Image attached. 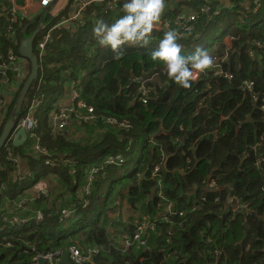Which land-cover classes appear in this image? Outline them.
Returning <instances> with one entry per match:
<instances>
[{
    "label": "trees",
    "instance_id": "1",
    "mask_svg": "<svg viewBox=\"0 0 264 264\" xmlns=\"http://www.w3.org/2000/svg\"><path fill=\"white\" fill-rule=\"evenodd\" d=\"M210 1L214 10L217 1ZM243 1L249 2L248 8ZM256 1L259 8L253 11ZM203 5L210 4L204 1L200 7ZM10 7L9 1L0 0V52L6 55L12 51L21 60L18 54L21 31L25 28L23 35L29 32V36L37 21L30 23V19L21 18L18 13L14 23L8 22L5 12ZM100 7L95 8L93 20L83 17V26H76L73 31L52 32L39 61L38 78L29 88L19 112V118L24 117L37 95L44 96L34 113L40 118L35 135L51 153L54 163L46 165L44 155H33L34 136L27 137L20 145H10L12 154L26 161L33 174L19 182L14 179V164L7 159L6 147L0 150V201L5 196L13 201L20 193L28 195L31 184L51 174L60 180L61 190L71 197L63 201V207L76 208V216L59 221L55 207L49 206L46 198L38 197L27 207L29 212L40 209L44 214L41 221L30 219L12 226L0 220V264H28L35 253L65 249L71 244L101 248L91 262L83 264L261 263L264 259V111L251 100L250 93L243 92L242 86L244 81L251 80L255 91L264 93V0H230L228 7L209 18L200 7L196 8L192 30L177 40L182 46L181 54L191 55L198 47L210 50L221 42L222 34L231 32L233 44L221 68L232 76H216L207 70L205 77L201 76L187 89L172 82L163 66L150 59L163 37L162 31L151 32L146 45L122 46L118 57L107 47L99 46L92 33L95 22L100 19L111 24L122 15L104 13ZM54 13L48 21L58 19ZM178 14L177 11L169 14V29H176ZM45 32H39L35 39L43 37ZM258 41L261 46L256 45ZM88 49H92L90 56ZM153 72L159 74L161 85L159 80L155 85L147 83L145 87L151 86L152 90L144 95L139 91L141 80ZM26 76L20 80L16 78V70L8 72L9 83L15 89L5 107L0 132ZM72 87L93 108L96 117L91 122L77 119L80 133L88 132L87 137L74 136L71 126L52 134V126L47 123V110ZM141 97L146 98V103L141 102ZM106 117L129 126L105 125L101 119ZM118 153L124 156V163L108 165L103 173H97L90 193L84 196L89 167ZM64 158L74 162L73 174L68 163L62 161ZM156 163H159L158 178H153ZM158 179L161 195L176 210L184 212V220H180L168 242L164 239L167 225L161 223L158 228L161 235L150 249L137 251L115 245L108 231L112 220H119L122 201L137 210V203L147 195V210L157 216ZM229 192L236 197L232 202H240L236 211L225 209L224 199ZM84 199L87 204L83 207ZM243 204L246 213L241 209ZM133 230L130 221L123 224L121 233ZM22 245L33 248V252L20 250ZM135 252L139 254L137 257Z\"/></svg>",
    "mask_w": 264,
    "mask_h": 264
},
{
    "label": "built area",
    "instance_id": "2",
    "mask_svg": "<svg viewBox=\"0 0 264 264\" xmlns=\"http://www.w3.org/2000/svg\"><path fill=\"white\" fill-rule=\"evenodd\" d=\"M11 3V7L8 11L5 13L7 14V20L10 23H14L18 17V9L16 8L17 0H7ZM39 10L46 9V11L50 8H52L54 5H57V0H33ZM113 0H67L68 2H72L74 4L73 10H71L67 16L59 17L55 22H52V20L46 22V32L43 37L39 39H35V50L37 51V55L39 58L44 54L46 44L51 41V35L52 32L55 29H65L68 31H73L76 26H83L84 23V14L86 11V8L91 5L92 3H100L104 4L103 12L107 13L109 11H112L114 8V5L112 3ZM256 6V7H255ZM253 11H256L259 8V2L256 1ZM200 10L206 14V16L209 18L211 17V14H217V11H212L211 5H203L200 7ZM58 16V13H54V17ZM244 17L245 14H242ZM163 14L161 15L160 21L158 24H156L153 28V31H168L169 29V23L168 20L163 18ZM22 18V15H21ZM197 18L196 12L187 15L186 17H178L176 19V29H173L176 31L178 38H182V34L189 32L192 30V22H194ZM77 22V24L75 23ZM9 32L11 31V24L8 25ZM152 31V32H153ZM256 45L261 46V42H256ZM226 54H223L222 56L213 55L212 60L215 61L216 64H213L212 67L209 69L211 72L215 69V75L231 78V74L223 71L221 69V63L226 58ZM20 61L19 58L14 54L12 51H8L6 55L0 52V80L8 81V70L15 67L17 65V62ZM219 65V68L217 67ZM199 77V76H198ZM200 78L196 79L194 82L200 80ZM159 80V74L157 72H153L150 75H146L141 80V86L139 88V91H141L144 95L150 93L152 90V87L146 88V84L152 82V84H158ZM243 92L247 91L250 93V98L253 102H256L259 105V108L264 111V93H260L258 91H255V84L253 81L248 80L243 82L242 86ZM43 95H37V97L30 103L27 112L24 117L20 118L17 122L13 132L9 135V137L6 139L4 145L2 147H6L7 150V159L10 160L14 165H18L20 158L18 156H15L11 154L8 144L12 141L13 137L15 136L16 132L19 128H23L24 131L29 134L30 136H33L34 130L37 128V119L34 116V112L37 108V106L42 102ZM73 97L77 99V105H72L71 107H61L59 109H56L53 114V119L56 120L57 129H63L68 121V119L71 117L72 114L76 115L78 119L82 122H90L91 120H94L96 117L93 114V108L88 106L83 100H81L75 91L73 93ZM146 98L141 97V102L146 103ZM81 111V112H78ZM226 117L224 116L223 119ZM102 122L109 126L114 127H128L129 125L126 122H120L118 123L113 117H106L101 119ZM35 151L40 154L44 155V164L49 165L54 163V160L52 159L50 153L47 151V149L40 144L39 139L34 143ZM261 147H257L259 150ZM162 156V155H161ZM262 159V157L260 158ZM125 161V158L122 154L118 153L116 155H108L106 156L103 163L95 166H90L87 173H86V181L83 185V194L84 196L88 195L90 193V186L91 182L93 181L95 175L99 173L100 171H103L104 168L108 165H121ZM71 165V173L73 174L75 172V165L74 162H70ZM159 170V163H156L152 170V177L155 178L157 176ZM18 179H23V177H19ZM158 184L160 185V181H158ZM159 187V186H158ZM160 192V191H159ZM161 195V193H160ZM48 196L47 192L44 189L37 188L36 194L31 200L27 198V196H24L19 199H15L11 202L12 211H10V214H2L0 217L1 221L7 222L8 225H16L18 222L25 223L29 221L30 219H34L35 221H41L44 217L43 212L40 209H35L33 212H31L30 215L24 216V218H20L18 213L29 211L27 206L30 205V203L33 201V199H36L38 197H46ZM203 200V199H202ZM162 211L161 213H158L157 216H151L149 214H144L142 218L138 219L135 223V227L133 232L130 235L124 234L122 236V244L123 249H128L132 246H136L137 249H148V234L157 232V226L158 224H166L167 225V234H171L170 229H175L179 225L180 220H184V212L181 210H176L173 207V204L170 200L166 199L165 197H162ZM87 204V199H84V202L82 206L84 207ZM197 207L193 206L190 210H193ZM76 216V208L69 206V207H62L58 212V220L59 221H67L68 219H71ZM178 217V220H175L174 218ZM133 248V247H132ZM33 249V248H32ZM100 247L98 246H80L77 244L69 245L67 248L68 251V258L69 260L74 264H83L85 262H91L93 257H95L100 252ZM43 257L45 264H60L61 263V249L55 250V251H48L44 253H35L31 257V260L28 264H37V258Z\"/></svg>",
    "mask_w": 264,
    "mask_h": 264
},
{
    "label": "clouds",
    "instance_id": "3",
    "mask_svg": "<svg viewBox=\"0 0 264 264\" xmlns=\"http://www.w3.org/2000/svg\"><path fill=\"white\" fill-rule=\"evenodd\" d=\"M164 8H165V0H121L120 11L122 15H120L111 24L105 23L103 20L98 19L95 22L94 27L92 28L93 36L96 38V41L99 46L107 47L118 57L120 54V49L124 45L143 46L149 42V36L153 31L154 26L159 23ZM212 15L213 14H211V16ZM45 24L46 23H43L44 28L41 32L46 31ZM177 40H178V35L175 30L170 29L168 31H165L163 33L162 39L158 43L157 48L151 52L150 59L163 66V68L165 69L166 76L172 82H174L175 84H177L182 88L187 89L192 87V82H194L200 74L206 72L211 68L213 63L212 61L213 51L212 49H210L208 52H206L205 50L198 47L192 52L191 55H182L181 54L182 46L177 42ZM225 61L226 58L224 59L223 62ZM254 103L257 104L256 102ZM158 181L160 180L158 179L157 183ZM160 186H161V181H160ZM160 186L159 187L157 186L159 195L161 193ZM160 196L163 197L162 195ZM142 217L143 215L137 217L133 221V227H135L136 221ZM160 226L161 225L158 224L157 231ZM170 231L171 234L169 235L167 234L168 232L167 230L165 232L166 242H168L169 237L173 235L174 229H170ZM131 233H122V234L130 235ZM155 233L150 232V234H148V244H149L148 249H150L151 247L149 243L151 235H154ZM123 235H121V243H120L122 247H123L122 244ZM160 235L161 233L158 235V237ZM86 246H90V245H86ZM132 247L137 251H143V249L140 248L137 249L136 246H132ZM67 248L65 249L67 250ZM174 252H168V255L170 254L173 255ZM138 255L139 254L135 252L134 257H137Z\"/></svg>",
    "mask_w": 264,
    "mask_h": 264
},
{
    "label": "crops",
    "instance_id": "4",
    "mask_svg": "<svg viewBox=\"0 0 264 264\" xmlns=\"http://www.w3.org/2000/svg\"><path fill=\"white\" fill-rule=\"evenodd\" d=\"M204 1L208 2L212 6V1H210V0H165V8H164V11L162 13L164 16L163 18L171 21L170 17H168L169 14L171 13V11L172 12L177 11L179 13L177 15V17H186L187 15L194 13L196 8L199 9L200 5H202ZM216 1H217V7L214 8V11H217V12H220L222 9L228 7V5L230 3V0H216ZM120 2H121V0H113L112 1L113 5H114V8L112 10L113 14H116V15L121 14ZM243 5L246 8H248L249 2L243 1ZM98 6L104 7V4L92 3L91 5H89L86 8V12L84 14V16L86 15V19H88V20L94 19V14L96 13L95 8ZM67 7H68V9L66 10V13H64L60 16L58 15L59 17H64V16H67L69 13L72 12L71 10H73V8H74V4L72 2L67 3V0H57V5H54L52 7V10L59 14L61 11H65V9ZM102 7H100V11L102 9H104ZM16 8L18 9V11H19L20 15H22V17L30 19V21L33 18L37 17L39 15V12H40L37 4L33 0H17ZM40 18L41 17H39V20L38 19L34 20V21H37V25H38V22H42V24L46 23V21H45L46 19L42 20ZM75 23L77 24V22H75ZM231 35H233V33L225 32L221 36V39H220L221 42L219 44L216 43V44L211 46L210 49H212L213 55L222 56L223 54H226V55L228 54V51L231 49L232 44H233V40H234V36H231ZM208 51H209V49L206 52H208ZM14 70H16V78L20 79V80L23 79L28 74V68H27L26 60L22 58L20 61H18ZM12 88L15 89V85H13L11 83H6L3 86L2 85L0 86V125L2 123V120L5 118V111H6L5 107H6L7 103L10 101L11 96H12V92L14 91ZM75 91L76 90L72 87L71 91H68L66 94L61 95L58 98V100L55 101L53 107L50 108L49 110H47V114H48L47 123H48V125L52 126V129H51L52 134L59 131V129H57L56 120L53 119L54 111L56 109L61 108V107H65V106L71 107L72 105H77V99H75L73 97V93ZM1 97L3 100L1 99ZM78 112H81V111H78ZM35 118L37 119V128H38V125L40 124V118L39 117H35ZM77 119H78V117L76 115L72 114L71 117L68 119V121L65 125V128L71 126L70 130L74 136H76V135L79 136L81 134H84V136L87 137L88 133H86L85 131L80 133L79 128L76 125V123H78ZM72 123L74 125H72ZM99 132H101V130H99ZM95 137H96V135H94V138ZM23 142L24 141H22L20 144H22ZM39 142H40V140H39ZM31 149H32V147H31ZM32 153H33V155L34 154L40 155L35 151L34 148L32 149ZM50 155H51V153H50ZM62 161L65 163H68V165L71 167V165H70L71 160L64 158ZM258 163H260V162L258 161ZM70 172H71V168H70ZM13 175H14V179L16 178L19 182H21V181H24L26 179H30L33 174H32V170L30 169L29 164L26 161L22 162L20 159L18 165L17 166L14 165ZM18 175H19V177H23V179H18ZM60 187H61L60 180L57 179L56 177L52 176L51 174H49L46 178L40 179L37 182V184H34L33 186L31 184L28 195H24V194L20 193L16 196L15 199H19V198H22L24 196H27V198L29 200H31V198H33L36 194V189L41 188V189H44L48 194V196L43 197V198H46L48 200V205L55 207V211H56V213H58L59 210L63 207L62 201L69 200L71 198L69 193L64 192V190H60L59 189ZM161 188H162V186H161ZM55 191L61 193V196H63L64 198L63 197H56L57 195L55 196V194H54ZM11 202L12 201H10L8 199V197H6V196L1 199V201H0V217L2 214H7V215L10 214V211H12ZM59 205H61V206H59ZM64 207H67V206H64ZM122 208H123V205H122ZM34 210L35 209H33V211ZM123 210L124 209H121L120 212H118V213H120V215H121ZM128 210H132V209L129 206H127V211L125 213L124 223L130 222L129 216L132 215V213L129 214ZM29 213H31V212L26 211V212H21L18 214L19 215L21 214V216H19L20 218H24V216L30 215ZM134 216H135V214H134ZM131 218H133L135 220L137 217L135 218V217L131 216ZM113 220L116 221V218H114ZM121 235H123V234L121 233ZM156 240H155V243H156ZM149 243L152 245V244H154V241L150 238ZM77 245H80V244H77Z\"/></svg>",
    "mask_w": 264,
    "mask_h": 264
},
{
    "label": "water",
    "instance_id": "5",
    "mask_svg": "<svg viewBox=\"0 0 264 264\" xmlns=\"http://www.w3.org/2000/svg\"><path fill=\"white\" fill-rule=\"evenodd\" d=\"M46 12V9H41L39 15L33 18L30 22L32 23L34 20L42 17ZM44 26L42 22H38V25L35 27L34 31L29 35H23L24 29L21 31L20 38H19V45H18V54L26 60L27 68H28V75L26 76L25 80L23 81L22 87L20 88L17 97L15 99L14 105L9 113L2 130L0 132V150L4 145V142L9 137L12 132L13 127L15 126L16 122L19 118V112L21 110L22 103L28 93L29 88L33 84L34 81L38 78V69H39V59L34 51V41L39 32L43 30ZM228 72V71H227ZM230 73V72H228ZM26 136V132L23 128H19L16 132L15 136L13 137V145H19ZM20 250H26L28 252H33V249L27 246L22 245ZM37 264H45L43 257L37 258ZM61 262L62 264H70L68 258V251L66 249L61 250ZM264 263V260L262 261Z\"/></svg>",
    "mask_w": 264,
    "mask_h": 264
},
{
    "label": "rangeland",
    "instance_id": "6",
    "mask_svg": "<svg viewBox=\"0 0 264 264\" xmlns=\"http://www.w3.org/2000/svg\"><path fill=\"white\" fill-rule=\"evenodd\" d=\"M256 7V6H255ZM52 10V8L49 10V14H48V16L46 17V21H48V18H49V16H51L52 15V12L53 11H51ZM34 27V26H33ZM33 27H31L30 28V30L33 28ZM36 27V26H35ZM27 34V35H26ZM28 34H29V32H26L25 33V36H28ZM231 36H233V35H231ZM37 40V39H36ZM91 52H92V49H88L87 50V56H90L91 55ZM226 57H227V55H225ZM213 61V63H212V65L213 64H216L215 63V61L214 60H212ZM212 67V66H211ZM217 67L219 68V65H217ZM213 71V73H215V69H213L212 70ZM201 76H204L205 77V74L204 73H202V74H200L199 75V77L198 78H200ZM197 78V79H198ZM159 84L161 85V81H160V79H159ZM70 89V88H69ZM69 90H67L65 93H67ZM71 91V90H70ZM39 111L40 112H42V108H39ZM106 125V124H105ZM86 133H88V132H86ZM101 173H103V171H101ZM156 178H158V176H156ZM156 185L157 186H160L157 182H156ZM60 190H61V187L59 188ZM54 194H55V196L56 197H61V193H59V192H54ZM158 194V193H157ZM158 197L160 198V203L157 205V212L158 213H161V212H163L162 211V204L164 203V202H162L161 203V200H162V198H161V196L158 194ZM147 200H148V196L147 195H145V196H143L142 197V200L139 202V203H137V206H138V208H137V210H128L129 211V214H131L132 213V215H130L129 217V219H130V221L131 222H133L134 221V219L133 218H131V216L132 217H140L141 215H144V214H149V215H151V213L150 212H148V210H147V207H146V202H147ZM61 203V202H60ZM64 204V202L62 201V205ZM122 204H123V208L122 209H124L123 210V212H122V214L121 215H118V217H119V220L117 221H115V220H112V226H111V228L109 229V231H108V234H109V237L112 239V241H113V243L115 244V245H117V246H119V244L121 243V230L123 229V224H124V218H125V213H126V211H127V205L122 201ZM59 206H61V205H59ZM135 214V216H134V214ZM112 215V214H111ZM20 216H21V214H20ZM152 216V215H151ZM161 233V229H159L154 235H151V239L154 241V244H152L151 246H154L155 245V240H156V238L158 237V235ZM150 241V240H149ZM121 245V244H120Z\"/></svg>",
    "mask_w": 264,
    "mask_h": 264
},
{
    "label": "flooded vegetation",
    "instance_id": "7",
    "mask_svg": "<svg viewBox=\"0 0 264 264\" xmlns=\"http://www.w3.org/2000/svg\"><path fill=\"white\" fill-rule=\"evenodd\" d=\"M38 56V55H37ZM38 59H40L39 57H38ZM16 67V66H15ZM15 67H13V68H11V69H15ZM10 70V69H9ZM9 70H8V72H9ZM0 82H3V85L4 84H6V83H9V77H8V81L6 82V81H4V80H0ZM13 89V88H12ZM14 90V89H13ZM20 90V89H19ZM19 90H18V92H19ZM18 94V93H17ZM17 97V96H16ZM11 112V111H10ZM19 119L20 118H18V121H19ZM95 120V119H94ZM17 121V122H18ZM91 121H93V120H91ZM90 121V122H91ZM17 122H16V124H17ZM16 124H15V126H16ZM15 126L13 127V129H12V132H13V130H14V128H15ZM36 130V129H35ZM35 130H34V132H33V136L35 137V140H34V143L38 140V137L35 135ZM11 132V133H12ZM33 136H30L29 134H27L26 133V136H25V138L23 139V141L27 138V137H33ZM5 143V142H4ZM34 143H33V147H34ZM10 145H13V139H12V141L8 144V147L10 146ZM17 146V145H16ZM11 152V151H10ZM11 154H12V152H11ZM14 155V154H13ZM15 156H17V155H15ZM43 162H44V160H43ZM217 199V198H216ZM215 199V200H216ZM232 200H236V197L235 196H233V193H226V195H225V199H224V202H225V209L228 211L229 209H231V210H233V211H236L237 209H238V207H240V202H232ZM241 209H242V211L243 212H245L246 213V209H247V207H246V205L245 204H243L242 205V207H241ZM262 251H264V247H263V249H262ZM216 252V251H215ZM264 259H262V261H263ZM261 261V263H259V264H264L263 262Z\"/></svg>",
    "mask_w": 264,
    "mask_h": 264
},
{
    "label": "bare ground",
    "instance_id": "8",
    "mask_svg": "<svg viewBox=\"0 0 264 264\" xmlns=\"http://www.w3.org/2000/svg\"><path fill=\"white\" fill-rule=\"evenodd\" d=\"M209 56H212V55H209Z\"/></svg>",
    "mask_w": 264,
    "mask_h": 264
}]
</instances>
